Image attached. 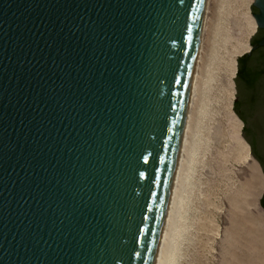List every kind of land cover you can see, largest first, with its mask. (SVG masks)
<instances>
[{
    "label": "water",
    "instance_id": "95a60500",
    "mask_svg": "<svg viewBox=\"0 0 264 264\" xmlns=\"http://www.w3.org/2000/svg\"><path fill=\"white\" fill-rule=\"evenodd\" d=\"M204 4L0 0V264H151Z\"/></svg>",
    "mask_w": 264,
    "mask_h": 264
},
{
    "label": "rangeland",
    "instance_id": "374dc122",
    "mask_svg": "<svg viewBox=\"0 0 264 264\" xmlns=\"http://www.w3.org/2000/svg\"><path fill=\"white\" fill-rule=\"evenodd\" d=\"M214 1L204 56L206 87L195 121V162L179 213L173 264H264V183L248 158L237 156L241 124L233 112L231 76L254 35L247 39L253 2Z\"/></svg>",
    "mask_w": 264,
    "mask_h": 264
},
{
    "label": "bare ground",
    "instance_id": "6f19581e",
    "mask_svg": "<svg viewBox=\"0 0 264 264\" xmlns=\"http://www.w3.org/2000/svg\"><path fill=\"white\" fill-rule=\"evenodd\" d=\"M254 1L255 0H249L247 4L250 5ZM214 2V0H205L204 4L193 70L187 92L182 125L175 154V161L151 264H173L175 262L174 256L178 251L177 248L179 247L177 241L179 213H181L180 209L182 206L184 192L188 187V181H190L189 176L192 173L195 162V121L200 112V97H202V92H205L204 87H206V65L204 62V56L205 49L207 47L206 41L209 34V21H211V6ZM248 29L247 39L257 30L256 20L251 16L248 20ZM246 43L247 40L242 51L248 52L250 47ZM232 66L231 76L233 77L236 69L235 62ZM239 126L240 125L238 124V127ZM239 145L240 151L237 156L239 159L246 160L248 158V149L244 148L240 143Z\"/></svg>",
    "mask_w": 264,
    "mask_h": 264
},
{
    "label": "flooded vegetation",
    "instance_id": "af4514ba",
    "mask_svg": "<svg viewBox=\"0 0 264 264\" xmlns=\"http://www.w3.org/2000/svg\"><path fill=\"white\" fill-rule=\"evenodd\" d=\"M253 14L258 10L252 7ZM264 29H257L249 41L250 50L236 63V98L234 114L241 124V135L249 153L260 165L264 175V144L256 142L255 128L264 123Z\"/></svg>",
    "mask_w": 264,
    "mask_h": 264
},
{
    "label": "trees",
    "instance_id": "16d2710c",
    "mask_svg": "<svg viewBox=\"0 0 264 264\" xmlns=\"http://www.w3.org/2000/svg\"><path fill=\"white\" fill-rule=\"evenodd\" d=\"M253 9V8H252ZM253 13V12H252ZM243 58V56L242 57H239L236 61H240L241 59ZM236 75V74H235ZM233 110H234V107H233ZM263 198H264V193H263V197L261 198V206L263 207V205H262V201H263Z\"/></svg>",
    "mask_w": 264,
    "mask_h": 264
}]
</instances>
